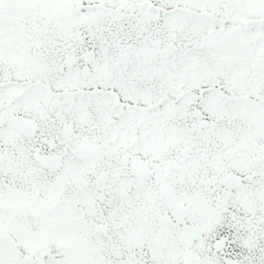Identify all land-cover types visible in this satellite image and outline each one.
<instances>
[{
    "label": "snow or ice",
    "instance_id": "obj_1",
    "mask_svg": "<svg viewBox=\"0 0 264 264\" xmlns=\"http://www.w3.org/2000/svg\"><path fill=\"white\" fill-rule=\"evenodd\" d=\"M0 264H264V0H0Z\"/></svg>",
    "mask_w": 264,
    "mask_h": 264
}]
</instances>
